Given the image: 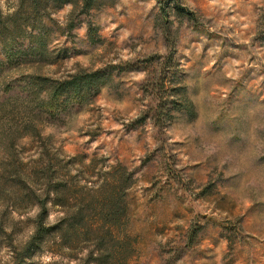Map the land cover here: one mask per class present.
<instances>
[{
  "label": "rangeland",
  "instance_id": "374dc122",
  "mask_svg": "<svg viewBox=\"0 0 264 264\" xmlns=\"http://www.w3.org/2000/svg\"><path fill=\"white\" fill-rule=\"evenodd\" d=\"M95 3L0 0V123L30 112L8 47L43 43L48 60L24 73H96L42 127L48 153L76 156L79 176L122 165L136 178L125 232L25 264H79L90 250L92 264H264V0ZM38 143L20 139L17 155L35 157ZM33 216L14 214L0 234V264H15L9 243L23 244Z\"/></svg>",
  "mask_w": 264,
  "mask_h": 264
},
{
  "label": "trees",
  "instance_id": "16d2710c",
  "mask_svg": "<svg viewBox=\"0 0 264 264\" xmlns=\"http://www.w3.org/2000/svg\"><path fill=\"white\" fill-rule=\"evenodd\" d=\"M54 2V8L70 4L85 11L99 6L96 0ZM45 48L41 43L12 53L8 47L6 53L7 63L24 81V98L30 111L20 121L0 123V149L5 153V158L0 160V234H6V227L16 223L14 214L22 216L24 212L34 210L28 238L20 245L13 241L9 243L15 264H25L34 252L43 249L61 254V249L66 248L67 258H75L69 252L78 251L80 238L115 236L125 232L129 224L127 190L136 179L134 172L122 165L94 174L92 170L85 171L79 176L81 161H77L76 156L63 162L58 152L48 153L44 141L50 136L41 135L42 127L70 103L79 102L83 97V86L92 84L96 73L70 74L61 80L24 73L26 67L48 60L43 51ZM24 137L39 142L36 156L26 161L15 150L18 141ZM90 165L91 161L87 166ZM73 166L76 169L71 173ZM54 208H57L54 210L56 215L50 219V210ZM49 241L52 247L45 245ZM117 251H120L118 247L112 254ZM93 260L90 250L79 264H92Z\"/></svg>",
  "mask_w": 264,
  "mask_h": 264
}]
</instances>
